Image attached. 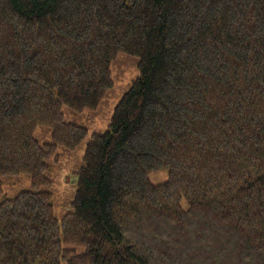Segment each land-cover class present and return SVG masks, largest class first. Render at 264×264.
Segmentation results:
<instances>
[{
  "label": "trees",
  "instance_id": "16d2710c",
  "mask_svg": "<svg viewBox=\"0 0 264 264\" xmlns=\"http://www.w3.org/2000/svg\"><path fill=\"white\" fill-rule=\"evenodd\" d=\"M119 53L139 75L58 220L50 162L88 136L63 108L95 111ZM20 175L0 264H264V0H0V194Z\"/></svg>",
  "mask_w": 264,
  "mask_h": 264
},
{
  "label": "rangeland",
  "instance_id": "374dc122",
  "mask_svg": "<svg viewBox=\"0 0 264 264\" xmlns=\"http://www.w3.org/2000/svg\"><path fill=\"white\" fill-rule=\"evenodd\" d=\"M137 59L119 53L110 65L112 87L102 98L98 108L93 112L76 113L69 108H63V121L88 131L87 138L75 149H58V162H50V171L47 174L51 185L48 189L53 197V209L55 217L60 220L74 199L76 193L77 172L82 167V157L86 142L91 134H101L106 131L114 106L122 95L129 89L131 83L138 77ZM33 137L41 144H51V132L46 127H37ZM167 172H152L148 175L149 181L154 184H162L167 180ZM3 198L14 199L20 192L30 190V177L20 175L18 177H5L2 179ZM44 190V189H43ZM80 254L81 250L77 249Z\"/></svg>",
  "mask_w": 264,
  "mask_h": 264
}]
</instances>
